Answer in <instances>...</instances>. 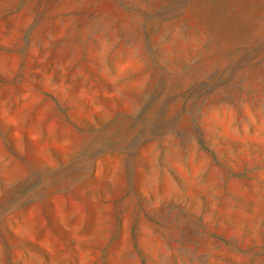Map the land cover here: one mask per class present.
I'll return each mask as SVG.
<instances>
[{
  "label": "rangeland",
  "instance_id": "1",
  "mask_svg": "<svg viewBox=\"0 0 264 264\" xmlns=\"http://www.w3.org/2000/svg\"><path fill=\"white\" fill-rule=\"evenodd\" d=\"M0 264H264V0H0Z\"/></svg>",
  "mask_w": 264,
  "mask_h": 264
}]
</instances>
